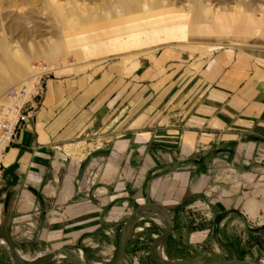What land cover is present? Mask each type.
<instances>
[{
	"label": "crops",
	"instance_id": "1",
	"mask_svg": "<svg viewBox=\"0 0 264 264\" xmlns=\"http://www.w3.org/2000/svg\"><path fill=\"white\" fill-rule=\"evenodd\" d=\"M220 170L243 178L240 188L219 185L227 196L210 200L220 225L232 216L245 227L257 221L264 212V58L236 47L207 58L176 48L124 57L46 80L37 115L2 158L0 228L21 248L86 237L115 243L129 211L156 202L173 216V237L196 217L185 216L183 204L203 198ZM204 237L196 229L191 241ZM142 238H129L127 255H144Z\"/></svg>",
	"mask_w": 264,
	"mask_h": 264
},
{
	"label": "rangeland",
	"instance_id": "2",
	"mask_svg": "<svg viewBox=\"0 0 264 264\" xmlns=\"http://www.w3.org/2000/svg\"><path fill=\"white\" fill-rule=\"evenodd\" d=\"M125 4L136 8L129 9ZM196 11L199 20H194ZM226 47H236L257 61L263 60L264 0H0V97L11 86L32 76L33 66L38 64H63L56 75L62 77L128 56L152 57L164 48L179 49L193 59L207 58ZM228 174L231 173L216 172L212 183L205 186L203 198L183 204L185 216L196 217L193 222L188 218L182 233L176 232L159 245L166 258L231 259L232 250L220 245L218 238L234 245L239 259L263 263L264 212L257 221L247 222L246 227L239 217L233 216L223 219L220 225L217 207L210 202L227 196L228 190L219 187L221 184L242 187L241 175ZM155 214L140 218L130 234L131 238L143 235L141 240H146L148 247L144 255L126 254L122 264H159L152 257L150 246L155 235L166 227ZM125 222L115 243L86 237L69 247L89 263L109 264L117 254ZM215 223L219 227L217 238ZM196 229L203 231L205 237L192 242L191 234ZM32 231L25 232L28 241L32 240ZM112 234L110 231L107 235ZM56 248L17 247L31 261ZM0 264H16L6 240L0 241ZM48 264L72 262L59 254Z\"/></svg>",
	"mask_w": 264,
	"mask_h": 264
},
{
	"label": "water",
	"instance_id": "3",
	"mask_svg": "<svg viewBox=\"0 0 264 264\" xmlns=\"http://www.w3.org/2000/svg\"><path fill=\"white\" fill-rule=\"evenodd\" d=\"M146 209L148 210H156L157 212L163 214L165 217V230L161 234L157 235L150 246V251L153 259L159 264H260L250 259H239L237 248L225 242H221L217 238L218 233V224L215 223L214 235L217 238V242L229 249L233 252V257L228 260H215L211 259L208 256H198V257H189L181 260H169L166 257H163L158 252L159 245L167 240L174 230V219L170 211L162 204L156 202H148L145 204H140L135 210L131 213L124 225V231L120 240L119 248L117 251L116 256L111 260L109 264H119L126 255L127 252V242L129 240L130 234L135 227L136 222L143 217H150L151 214L155 212L143 214V211ZM156 217H160L159 214H155ZM6 240L8 243L9 252L11 258L14 260L16 264H48L53 261L59 254H63L69 258L72 264H89L88 262L84 261L79 255L76 254L74 250H72L69 246L62 245L57 247L55 250L45 254L42 259L37 260H25L19 257L17 251V246L15 240L9 233L0 232V241Z\"/></svg>",
	"mask_w": 264,
	"mask_h": 264
},
{
	"label": "built area",
	"instance_id": "4",
	"mask_svg": "<svg viewBox=\"0 0 264 264\" xmlns=\"http://www.w3.org/2000/svg\"><path fill=\"white\" fill-rule=\"evenodd\" d=\"M62 65H34L32 76L11 86L0 97V177L3 156L18 142L21 125L37 115L46 80L55 77Z\"/></svg>",
	"mask_w": 264,
	"mask_h": 264
},
{
	"label": "bare ground",
	"instance_id": "5",
	"mask_svg": "<svg viewBox=\"0 0 264 264\" xmlns=\"http://www.w3.org/2000/svg\"><path fill=\"white\" fill-rule=\"evenodd\" d=\"M125 6L128 7L129 9H133V10L136 8L135 6H127V4H125ZM152 212L157 213L156 210H148V209H146L145 211H143V214H148V213H152ZM159 216H160V220H158V221L165 222V217L163 216V214H160V213H159ZM159 223H160V222H159ZM157 250H158V252H159V254H160L161 256L166 257L165 254H164V252L162 251L161 246H159ZM17 253H18L19 257H21V258H23V259H25V260H28L27 257H26V256H23L19 251H17ZM80 255H81V254H80ZM43 257H44V256H42L40 259H42ZM81 258H82L84 261H86L84 256H81ZM86 262H87V261H86ZM88 263H89V262H88ZM89 264H92V263H89ZM93 264H94V263H93ZM262 264H264V261H263Z\"/></svg>",
	"mask_w": 264,
	"mask_h": 264
}]
</instances>
